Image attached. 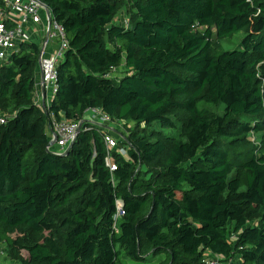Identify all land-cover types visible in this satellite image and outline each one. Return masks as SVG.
Wrapping results in <instances>:
<instances>
[{
    "label": "trees",
    "instance_id": "16d2710c",
    "mask_svg": "<svg viewBox=\"0 0 264 264\" xmlns=\"http://www.w3.org/2000/svg\"><path fill=\"white\" fill-rule=\"evenodd\" d=\"M42 1L69 48L47 111L35 100L39 44L0 63V245L25 248L20 264H126L121 253L209 264L207 251L264 264V0ZM123 5L128 27L114 22ZM241 30L238 48L213 51V37ZM88 107L136 123L114 171L97 127L67 155L47 150L51 113L79 119ZM252 132L259 143L237 153Z\"/></svg>",
    "mask_w": 264,
    "mask_h": 264
},
{
    "label": "built area",
    "instance_id": "2783aa9c",
    "mask_svg": "<svg viewBox=\"0 0 264 264\" xmlns=\"http://www.w3.org/2000/svg\"><path fill=\"white\" fill-rule=\"evenodd\" d=\"M40 24H46L47 31V42L39 55L41 84L49 100L44 108L47 111L58 90V66L65 58L69 48L66 30L63 24L54 18L53 14L49 25V13L42 0H0V63L8 60L12 53L20 50L22 43H31L32 36L36 34V28ZM122 24L128 27L129 19L123 18ZM107 76H110V73ZM60 116L57 118L53 113L50 115L48 132L50 142L53 141V145H56L55 150L53 145L50 150L67 155L82 130L97 127L103 132L104 142L108 150L106 164L111 171L117 169V163L112 152L118 150L120 153L126 154V148L129 145L127 142V147L119 148V138L127 140L123 137L125 135L122 132L117 131V129H121L124 122L114 120L101 107H88L79 119H69L62 114ZM5 121V115H0V123ZM124 213V205L119 200L117 201L113 225L116 231H118V219ZM204 261L209 264H243L240 258L226 260L210 251H207Z\"/></svg>",
    "mask_w": 264,
    "mask_h": 264
},
{
    "label": "rangeland",
    "instance_id": "374dc122",
    "mask_svg": "<svg viewBox=\"0 0 264 264\" xmlns=\"http://www.w3.org/2000/svg\"><path fill=\"white\" fill-rule=\"evenodd\" d=\"M124 7H122L121 10H119L115 16V23L117 22H122L123 18H129L131 20L132 17V12L133 9L132 7H129L127 5H123ZM246 35V32L244 30H241L237 33H235L233 36L231 37H213L212 38V48L214 52H220V51H225V50H232V49H236L240 46V43L243 39V37ZM126 69L124 68V66H119V68L117 67L116 69H113V71H111L110 73L112 74V78L118 79L120 78L124 73H125ZM110 77V76H109ZM199 105L201 107H206L214 112L217 113H222L223 109H224V105L220 104V105H215L213 103H209V102H205V101H201L199 103ZM7 112V111H6ZM5 111L0 110V115H5ZM172 114H178L181 115L183 113H172ZM136 123L135 122H129V123H125L122 125L121 129H117V131L125 133V134H130L131 130H133V128H135ZM154 126L157 127V125L155 124ZM164 133L166 134H170V135H176L177 134V129L174 128H162L159 127ZM259 134L257 133H250L249 134V138L252 141V145L249 146H240V145H236L234 146V149L237 150L238 152H241L240 150H245V149H250L251 146H255L259 143ZM240 146V147H237ZM53 149H56V145L52 146ZM244 148V149H241ZM236 171L239 170H234L233 171V176L236 173ZM241 175V177H244V172L240 171L239 173ZM24 233H20V232H16L13 234V237L15 238H20L22 236H24ZM26 257H28V251L25 248H22L20 246H12L9 245L8 243H3L0 245V264H20L21 263V259H25ZM121 258H122V262L126 263V264H155L154 261V257L151 256L149 257L150 261L146 262V261H141V262H135L132 259L128 258L125 254L121 253Z\"/></svg>",
    "mask_w": 264,
    "mask_h": 264
},
{
    "label": "crops",
    "instance_id": "0c3cea01",
    "mask_svg": "<svg viewBox=\"0 0 264 264\" xmlns=\"http://www.w3.org/2000/svg\"><path fill=\"white\" fill-rule=\"evenodd\" d=\"M31 42H35V43L39 44V46H40L41 49H42V47H44L45 43L47 42L46 24H40L36 28V34L32 36ZM48 46H49V44H48ZM116 68H114V69H116ZM124 68H125V66H124ZM110 77H112V74L111 73H110ZM35 100H36V103L38 105L42 106L43 108L45 106H47V104L49 102L48 96L46 95V92L43 90V87H42V84H41L40 67H39L38 76H37V88H36V97H35Z\"/></svg>",
    "mask_w": 264,
    "mask_h": 264
},
{
    "label": "water",
    "instance_id": "95a60500",
    "mask_svg": "<svg viewBox=\"0 0 264 264\" xmlns=\"http://www.w3.org/2000/svg\"><path fill=\"white\" fill-rule=\"evenodd\" d=\"M47 11H48V13H49V25H50V23H51V20H52V14H51V10L49 9V7H47ZM53 141H51V142H49V144H48V147H47V150L48 151H51L50 150V147L53 145ZM72 145H74V143L72 144ZM55 154H58V155H62V154H59V153H57V152H55V151H53ZM69 153V152H68ZM67 153V154H68ZM62 156H64V155H62Z\"/></svg>",
    "mask_w": 264,
    "mask_h": 264
}]
</instances>
